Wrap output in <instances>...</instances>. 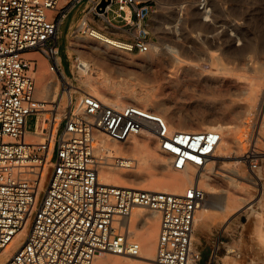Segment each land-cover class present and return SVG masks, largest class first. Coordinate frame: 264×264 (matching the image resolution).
Returning a JSON list of instances; mask_svg holds the SVG:
<instances>
[{
	"label": "built area",
	"instance_id": "obj_1",
	"mask_svg": "<svg viewBox=\"0 0 264 264\" xmlns=\"http://www.w3.org/2000/svg\"><path fill=\"white\" fill-rule=\"evenodd\" d=\"M105 1L98 7L101 0H0V253L26 227L2 264H93L103 252L140 256V242L129 230L134 207L159 215L156 264H214L223 229L216 230L204 258L194 240L196 211L206 197L198 180L178 192L101 180L104 168L134 163L117 153L112 141L147 132L170 168L205 171L211 162L217 170L213 156L222 138L215 128H170L153 108L104 100L79 84L73 71L78 60L67 69L58 43L62 21L78 5L82 14L75 33L94 35L98 29L128 51L147 52L153 43L155 3ZM33 52L46 60L65 93L62 110L61 97L35 96ZM29 115L32 130L26 127ZM263 156L253 144L241 161L255 173Z\"/></svg>",
	"mask_w": 264,
	"mask_h": 264
},
{
	"label": "rangeland",
	"instance_id": "obj_2",
	"mask_svg": "<svg viewBox=\"0 0 264 264\" xmlns=\"http://www.w3.org/2000/svg\"><path fill=\"white\" fill-rule=\"evenodd\" d=\"M151 1L155 3V12L150 19L153 43L147 52L128 51L121 47L105 48L104 44L93 40L90 35L75 33L74 29L80 22L82 7L78 5L72 9L59 27V53L65 67L68 69L71 60L80 57L88 59L92 65L95 64L93 54H84L80 43L86 41L98 44L112 58L110 68L101 66L95 73L92 72L93 75L115 79L126 76L127 80L138 82L136 87L148 90L156 100L145 105L146 107L153 108L167 117H181L191 124L198 121L203 125L205 123L228 125L227 127L231 129L229 134L239 139V148L242 152L253 144L264 151V95L260 94V90H257L254 84L244 89L223 81L225 77L257 79L255 69L264 67V0ZM34 56L38 62L34 72L37 87L40 69L49 73L46 60L38 52H35ZM256 63L258 67L255 68ZM82 74L76 75L79 84L85 90L87 87L94 91L91 84L87 85L83 81L87 73ZM56 90L55 97L57 99L61 97L62 110L66 103V95L61 93L58 84ZM105 97L107 96L103 98L107 99ZM121 103H125V100ZM33 126L34 116L29 115L26 127L32 130ZM155 151L164 156L156 145ZM217 164L216 169L227 173L231 178L213 177L207 181L219 189L214 193L217 195V198H214L216 204H212L213 206L206 210L208 216L201 227L195 221L194 240L202 247L205 258L209 254L216 230L221 228L223 238L218 260L214 264H264V156L255 173L249 172L243 161L228 162L226 165H221V162ZM135 165L134 163L133 166ZM229 167L238 169L239 173H232ZM147 170L154 177L167 171L181 172L167 164L163 167L156 162L149 164ZM125 180L124 185H140L147 182V179ZM202 180L205 181L204 178ZM187 185L188 183L184 184L178 191ZM200 185L206 190V184ZM225 188L228 189L229 195L236 196V200L233 201L235 205L229 203L225 207H219L218 205L224 203ZM208 200L210 203L211 197H208ZM144 210L152 214L158 225V213L148 208ZM197 213L199 214V211H196V217ZM140 222L134 220L133 224L131 222L132 226L129 224V228L133 225L141 226ZM132 235L138 240L133 232ZM17 242L8 247L6 250L8 255L12 253ZM111 254L113 253L103 252L99 255ZM4 256L1 253L0 261L4 260ZM123 256L131 260L138 258ZM142 264L156 263L154 259H149V262Z\"/></svg>",
	"mask_w": 264,
	"mask_h": 264
},
{
	"label": "bare ground",
	"instance_id": "obj_3",
	"mask_svg": "<svg viewBox=\"0 0 264 264\" xmlns=\"http://www.w3.org/2000/svg\"><path fill=\"white\" fill-rule=\"evenodd\" d=\"M94 33L95 34L90 35V37L93 40H96L104 44L105 48L122 47L121 43L115 37H112L104 32L102 33V31L98 29H95ZM80 45L82 47V52L84 54H93L92 56L95 58L93 61V63L95 64L92 65V63L88 59L84 57H80L77 59L78 60L77 66H73V71L77 76L80 73H83V74L87 73V75L85 74L86 75L84 78L85 80L83 79V81L87 85L91 84L95 89L94 90L95 92L91 91L86 87L87 85L83 84L86 87V91L91 92L101 97L102 99H104L103 98L104 96H107L105 98L112 100L113 102H116V103H121L125 100V103H133V102L135 103L136 102V103H139L145 106L147 104H150L156 101L155 99H153L152 95L150 94L148 90L138 89L136 87L138 82H134V80L129 81L127 80V78H125L126 76L123 78L115 79L109 76L93 75L92 72L94 71L95 73L96 70L100 69L99 67L101 66L109 67L112 57L108 55L107 51L102 49L101 46L98 44H93V43L84 41V42H81ZM34 53L35 52H33L32 55H34ZM257 65L258 64L256 63L254 67L256 68ZM255 71L254 72L257 74V79L256 77H253V76H252L253 79H249L247 76L249 80H247L246 77H244L245 79L244 78L228 79L225 77L223 81L224 83H228L229 85L230 84L235 85V86H238L244 89H248L249 86L254 84L255 88H257V90H260V94L264 95V67L256 68ZM38 78L39 80L36 79L39 82L35 90V96L40 99L54 98L56 95L55 92L57 91L56 90L57 81H54V77H52L50 74L45 73L43 69H40ZM254 78L256 80H254ZM227 85L225 84V86ZM163 116L168 122L170 128L174 127V128H179V129H201V128L218 129L222 134V138L213 156V159L216 160V163L221 162L222 163L221 165H226V163L228 162L232 163V162H239L242 160V159H232L234 157L241 156L242 151L239 148L240 146L239 139L235 136L232 137V135L229 134L231 132V129L227 127L228 125L223 126L221 124L213 125V124H206V123L205 125H203L202 123H198V121L194 122V124H191L189 122H186V120H184L181 117L174 118L171 116L167 117L166 115H163ZM152 139L153 138L149 133L143 132L138 136H134L128 139L126 142L112 141L110 144L113 146L114 150L117 153L125 154V155L130 156L131 158H134V163L136 165L126 170H118L116 169L117 167L104 168V170L101 173V180L107 183L115 184V185H124L123 181L125 179L126 180L136 179L137 181H142L144 179H147V182L145 184H140V185L128 184V186L138 187V188H148V189H153V190L171 191V192H178V190L184 184L186 183L189 184L193 180H198L199 184L204 183L206 184V187H207L205 190L206 191L205 200L203 204L197 209V211H199V214L197 213L198 214L197 217L195 215V221H197L196 223H198L199 227H201L206 219V216H208L206 214V210L209 209L210 206H213L212 204L214 205L216 204V201L214 200V198H217V195L215 196L214 193L219 190L215 188L213 185H210L209 182H207L209 181V179L213 178L211 173L213 172L214 176L218 178H224V177L231 178V176L218 169L213 170L212 162L206 166L207 169L205 171H202V170L195 171L192 168H186L183 170H178V172L181 171L180 173H173V172L171 173L167 171V172L161 173L160 176H157V177L151 176L147 170L149 167V164L156 162V163L161 164V166L163 167H165V165L167 164L165 156H162L158 154L157 151H155L156 144H155V140L154 139L152 140ZM229 157L230 159H225ZM136 160H137V163H136ZM218 167H220V165ZM229 169L234 174L239 173L237 171L238 169L236 170L233 167H229ZM203 178L205 179L204 182L202 180ZM227 182L229 181L227 180ZM231 182L233 183V181ZM227 191L228 189L225 188V198L223 199L224 203L222 204L219 201V203L222 204V205H218L219 207H223V206L225 207L227 206V204L229 203L231 204L233 203V201L236 200V196L229 195ZM208 197H211L210 203H209L210 199L208 200ZM233 204L235 205V203ZM132 219L140 220L141 226L134 227L133 225V227H131L132 226L131 222L132 224L134 222V220ZM129 224L131 225L129 228L130 232L131 233L133 232L135 236H137L138 241L140 242V247H141L140 256H136L138 257L137 259L131 260V259L125 258V256L123 255L116 254V253H113L110 256H102V255L100 256L98 254L94 258L95 262L93 261L94 262L93 264H142L143 262H149V259H154L155 243H156V238H157V233H158V227H157L158 225H157V221L155 220V218L153 219L152 214L144 210V207H134L131 213ZM158 224H159V219H158ZM25 231H26V227L21 229V231L17 233V235L14 237L11 243L1 252L5 256H4V260L0 261V264H2L7 259V257L11 254L10 253L8 255L6 252L8 247L14 245L16 241H19V239L22 237Z\"/></svg>",
	"mask_w": 264,
	"mask_h": 264
},
{
	"label": "water",
	"instance_id": "obj_4",
	"mask_svg": "<svg viewBox=\"0 0 264 264\" xmlns=\"http://www.w3.org/2000/svg\"><path fill=\"white\" fill-rule=\"evenodd\" d=\"M106 4L105 0H101V2L99 3L98 7H103Z\"/></svg>",
	"mask_w": 264,
	"mask_h": 264
}]
</instances>
